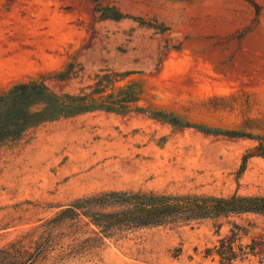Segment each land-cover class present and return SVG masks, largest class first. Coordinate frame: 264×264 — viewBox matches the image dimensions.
I'll use <instances>...</instances> for the list:
<instances>
[{
  "label": "rangeland",
  "instance_id": "obj_1",
  "mask_svg": "<svg viewBox=\"0 0 264 264\" xmlns=\"http://www.w3.org/2000/svg\"><path fill=\"white\" fill-rule=\"evenodd\" d=\"M116 13L128 18L101 16ZM69 61L83 78L54 90L77 93L112 70L141 86L146 114L62 119L0 148V249L102 191L264 194V159L242 162L253 141L199 130L264 134V0H0V93ZM234 224L257 248L232 264H258L264 220L253 214L141 229L88 251L56 237L37 264H217L206 250Z\"/></svg>",
  "mask_w": 264,
  "mask_h": 264
},
{
  "label": "trees",
  "instance_id": "obj_2",
  "mask_svg": "<svg viewBox=\"0 0 264 264\" xmlns=\"http://www.w3.org/2000/svg\"><path fill=\"white\" fill-rule=\"evenodd\" d=\"M101 16L112 20L128 18L121 13L110 17ZM84 74L81 65L69 61L57 71L14 84L9 90L0 93V148L21 141L43 124L62 119L96 112L121 116L146 114L137 105L142 95L141 86L134 81L122 84L125 75L112 70L98 71L91 83L80 88L77 93L56 91L50 86V83L62 84L82 79ZM147 116L173 127H189L179 123L177 118L165 117L171 116L169 114ZM199 130L209 136L253 141L254 146L246 150L242 157L244 165L252 157L264 159V134L219 131L215 128ZM243 214L257 215L264 220V194L214 196L151 190L102 191L75 200L54 218L34 228L32 234L1 248L0 264H37L43 254L54 249L56 237H67L78 243L75 246L78 250L88 251L100 247L106 240L120 239L141 229L192 226L207 220L217 222ZM39 228L43 231L35 241V246L24 243L25 240L32 243L34 233ZM238 232L240 227L234 224L228 235L206 250V255H215L217 264H232L236 260L254 256L256 244L243 245ZM260 245H264V240L259 241L257 246ZM59 248L57 257L62 259L63 247ZM263 261L260 259L258 264H264Z\"/></svg>",
  "mask_w": 264,
  "mask_h": 264
}]
</instances>
